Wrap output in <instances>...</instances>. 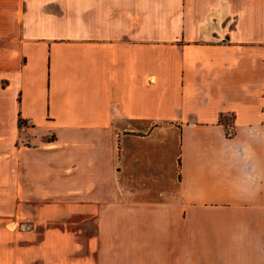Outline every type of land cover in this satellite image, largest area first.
<instances>
[{
	"label": "crops",
	"instance_id": "1",
	"mask_svg": "<svg viewBox=\"0 0 264 264\" xmlns=\"http://www.w3.org/2000/svg\"><path fill=\"white\" fill-rule=\"evenodd\" d=\"M0 264H264V0H0Z\"/></svg>",
	"mask_w": 264,
	"mask_h": 264
},
{
	"label": "trees",
	"instance_id": "2",
	"mask_svg": "<svg viewBox=\"0 0 264 264\" xmlns=\"http://www.w3.org/2000/svg\"><path fill=\"white\" fill-rule=\"evenodd\" d=\"M21 123H22V121L19 120V121H18V126H20Z\"/></svg>",
	"mask_w": 264,
	"mask_h": 264
},
{
	"label": "rangeland",
	"instance_id": "3",
	"mask_svg": "<svg viewBox=\"0 0 264 264\" xmlns=\"http://www.w3.org/2000/svg\"><path fill=\"white\" fill-rule=\"evenodd\" d=\"M21 126H22V125L20 124L19 128H21ZM26 227H27V223H26V225H25V228H26Z\"/></svg>",
	"mask_w": 264,
	"mask_h": 264
}]
</instances>
